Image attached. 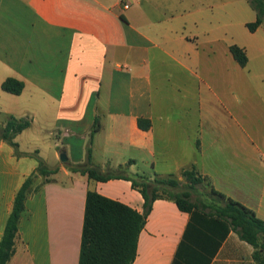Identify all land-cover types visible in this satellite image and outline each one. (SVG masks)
Listing matches in <instances>:
<instances>
[{"label": "crops", "instance_id": "obj_1", "mask_svg": "<svg viewBox=\"0 0 264 264\" xmlns=\"http://www.w3.org/2000/svg\"><path fill=\"white\" fill-rule=\"evenodd\" d=\"M256 19L248 0H0V243L37 156L55 170L35 178L8 264H79L88 191L143 213V195L124 179L133 175L180 178L195 167L264 221V25L248 29ZM232 45L245 49L246 66ZM11 77L25 83L22 94L2 90ZM10 117L32 121L18 153L1 136ZM95 125L92 164L123 178L90 180L68 167L86 162ZM190 223L174 201L157 199L134 264H203L184 240ZM254 252L232 230L209 264H257Z\"/></svg>", "mask_w": 264, "mask_h": 264}, {"label": "trees", "instance_id": "obj_2", "mask_svg": "<svg viewBox=\"0 0 264 264\" xmlns=\"http://www.w3.org/2000/svg\"><path fill=\"white\" fill-rule=\"evenodd\" d=\"M248 1L257 13L256 21L249 23L248 29L256 32L264 25V0ZM230 51L241 66L247 65L248 56L245 49L232 45ZM24 89L25 83L12 77L2 84V90L13 95L22 94ZM31 124L30 119L10 117L1 136L18 153L19 146L15 139ZM97 125L91 133L90 145L92 137L99 130ZM151 126L150 120L139 119L141 129L149 130ZM37 160L39 164L37 172L25 181L16 195L13 211L0 243V264H8L16 254L19 223L29 191L36 183L35 178L38 175L49 176L55 173V170L48 169L42 158L37 156ZM68 167L74 172L88 175L90 180L108 181L123 178L116 174H103L100 168L93 165L91 147L88 148L85 163ZM136 176L142 180L140 183L133 178L124 179H131L133 187L143 195L145 199L143 213L107 198L95 190L88 191L79 264H134L140 234L157 199L172 200L182 211L191 214V223L184 240L192 242L190 247H193L190 251L194 256H199L200 261L204 260L203 264H209L232 230L243 241L253 246L257 264H264V221L258 218L253 210L216 191L210 178L202 175L195 167L184 170L180 178ZM198 186L210 188V194L215 197L214 204L207 206L192 199L190 191Z\"/></svg>", "mask_w": 264, "mask_h": 264}, {"label": "rangeland", "instance_id": "obj_3", "mask_svg": "<svg viewBox=\"0 0 264 264\" xmlns=\"http://www.w3.org/2000/svg\"><path fill=\"white\" fill-rule=\"evenodd\" d=\"M2 115H0V122L2 121ZM36 136L35 134H30V135H27V138L26 140L30 141V142H34L36 140ZM25 140V141H26ZM41 146L44 148L43 145H45L44 143H40ZM89 147H90V143H89ZM124 171H115L114 173L116 174H121L123 173ZM143 176H151V175H143ZM133 180L136 181V182H141L142 180L137 177L136 175H133L132 176ZM192 193V199L195 201V202H198V203H202L204 205H212L214 204V200H215V197L212 196V194H210V188L209 187H206V186H198L194 189H191L190 191Z\"/></svg>", "mask_w": 264, "mask_h": 264}, {"label": "water", "instance_id": "obj_4", "mask_svg": "<svg viewBox=\"0 0 264 264\" xmlns=\"http://www.w3.org/2000/svg\"><path fill=\"white\" fill-rule=\"evenodd\" d=\"M60 159H61L62 162H67L68 158H67L66 153H62L61 156H60Z\"/></svg>", "mask_w": 264, "mask_h": 264}, {"label": "built area", "instance_id": "obj_5", "mask_svg": "<svg viewBox=\"0 0 264 264\" xmlns=\"http://www.w3.org/2000/svg\"><path fill=\"white\" fill-rule=\"evenodd\" d=\"M122 1V0H121ZM125 8H128V5H125Z\"/></svg>", "mask_w": 264, "mask_h": 264}]
</instances>
